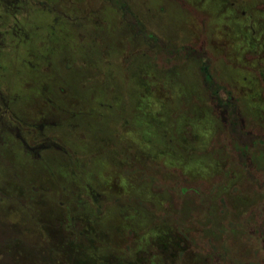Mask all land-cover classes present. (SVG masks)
Wrapping results in <instances>:
<instances>
[{"label": "rangeland", "instance_id": "374dc122", "mask_svg": "<svg viewBox=\"0 0 264 264\" xmlns=\"http://www.w3.org/2000/svg\"><path fill=\"white\" fill-rule=\"evenodd\" d=\"M0 264H264V0H0Z\"/></svg>", "mask_w": 264, "mask_h": 264}, {"label": "trees", "instance_id": "16d2710c", "mask_svg": "<svg viewBox=\"0 0 264 264\" xmlns=\"http://www.w3.org/2000/svg\"><path fill=\"white\" fill-rule=\"evenodd\" d=\"M193 50L189 55H193L197 58L201 57L202 54H200V53H202V52L197 53V49H193ZM199 59L201 60V62H200V73H201L202 80L204 81V83L207 84V87L211 92H221L223 99H221L219 101L226 108L227 105L233 103L234 100L232 98H230V96L226 93V91L223 88L221 90V85L218 82H216L214 80V78L212 77V75L209 71V64L207 63L206 57H201ZM226 110H227V113L229 115L233 116L234 121L231 120V123L235 124V122H236L235 120H237L236 115H235V105L233 104L232 108H228ZM235 137L239 138V136H237V135H235ZM245 146L247 147V144ZM246 147H245V149H246Z\"/></svg>", "mask_w": 264, "mask_h": 264}, {"label": "flooded vegetation", "instance_id": "af4514ba", "mask_svg": "<svg viewBox=\"0 0 264 264\" xmlns=\"http://www.w3.org/2000/svg\"><path fill=\"white\" fill-rule=\"evenodd\" d=\"M225 109H227V108H225Z\"/></svg>", "mask_w": 264, "mask_h": 264}]
</instances>
